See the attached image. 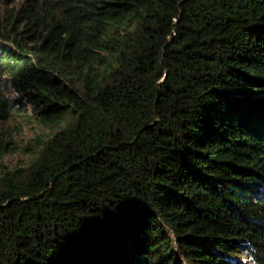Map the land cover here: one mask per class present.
Returning a JSON list of instances; mask_svg holds the SVG:
<instances>
[{"label":"trees","instance_id":"1","mask_svg":"<svg viewBox=\"0 0 264 264\" xmlns=\"http://www.w3.org/2000/svg\"><path fill=\"white\" fill-rule=\"evenodd\" d=\"M5 5L0 124L67 119L0 164V264H264V0Z\"/></svg>","mask_w":264,"mask_h":264},{"label":"rangeland","instance_id":"2","mask_svg":"<svg viewBox=\"0 0 264 264\" xmlns=\"http://www.w3.org/2000/svg\"><path fill=\"white\" fill-rule=\"evenodd\" d=\"M23 0H1L4 6L8 5L10 9H18ZM11 79H6L4 92L11 100L17 102L20 95L15 89ZM24 113L27 116H19L17 119L11 118L9 121L0 124L2 136L7 144V151L0 156V164L6 167L15 165H26L34 155V147L32 146L39 138H47L60 130L67 116L60 118H52L48 120H39L35 115L30 114L29 107L24 104ZM241 264H250L246 257H242Z\"/></svg>","mask_w":264,"mask_h":264},{"label":"water","instance_id":"3","mask_svg":"<svg viewBox=\"0 0 264 264\" xmlns=\"http://www.w3.org/2000/svg\"><path fill=\"white\" fill-rule=\"evenodd\" d=\"M160 60H161V63H162V67L165 68V62H164V60H162V59H160ZM165 74H166V71L164 72V76H165ZM164 76L162 78H164Z\"/></svg>","mask_w":264,"mask_h":264}]
</instances>
